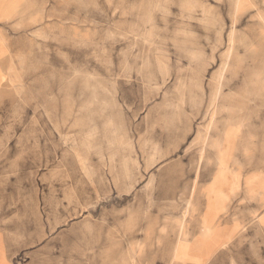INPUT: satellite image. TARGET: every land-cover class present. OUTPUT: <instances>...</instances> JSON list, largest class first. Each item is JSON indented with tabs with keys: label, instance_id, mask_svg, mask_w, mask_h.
I'll use <instances>...</instances> for the list:
<instances>
[{
	"label": "rangeland",
	"instance_id": "rangeland-1",
	"mask_svg": "<svg viewBox=\"0 0 264 264\" xmlns=\"http://www.w3.org/2000/svg\"><path fill=\"white\" fill-rule=\"evenodd\" d=\"M226 127L263 211L264 0H0L3 264H166Z\"/></svg>",
	"mask_w": 264,
	"mask_h": 264
},
{
	"label": "crops",
	"instance_id": "crops-1",
	"mask_svg": "<svg viewBox=\"0 0 264 264\" xmlns=\"http://www.w3.org/2000/svg\"><path fill=\"white\" fill-rule=\"evenodd\" d=\"M80 120L76 117L74 123ZM226 132L227 127L220 138L216 163L202 189L176 195L189 201L171 206L169 227L155 218L151 244L169 247L166 264H264V210L254 204L253 198L250 204H244L242 146L237 137L231 138ZM248 189L253 197V183L246 195Z\"/></svg>",
	"mask_w": 264,
	"mask_h": 264
}]
</instances>
